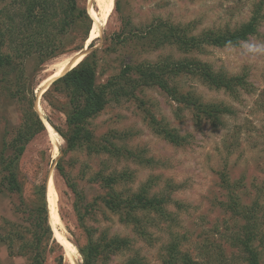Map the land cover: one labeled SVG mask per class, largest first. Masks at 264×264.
I'll list each match as a JSON object with an SVG mask.
<instances>
[{
  "label": "rangeland",
  "instance_id": "374dc122",
  "mask_svg": "<svg viewBox=\"0 0 264 264\" xmlns=\"http://www.w3.org/2000/svg\"><path fill=\"white\" fill-rule=\"evenodd\" d=\"M104 1L82 0L87 11L90 9L93 13L94 20H100L98 28L93 25L88 43L83 44L84 50L92 47L91 52H98L100 84L119 71L118 62H113L115 55L103 51V48L110 44L115 33L120 32L122 16L131 17L134 26L139 29L161 20L187 26L193 35H199L210 29L234 30L248 22L253 7L264 0H114V8L106 19ZM116 2L121 10L116 8ZM73 53L50 58L42 64L31 57L22 66L9 68L7 75H0L3 82L0 83L3 86L2 89L0 87V143L3 133L6 134L5 140L11 141L23 120L17 97L9 94L17 78H22V72L24 76L30 74L27 82L22 80L17 85L21 88L25 84L26 93L36 97L35 91L54 72L55 64ZM89 55L90 52L87 57ZM124 55L126 63L129 58H134V61L138 58L129 53ZM165 56L174 59L184 57L175 48L167 47L141 54L139 60L156 63ZM190 57L207 63L215 72L246 77L248 88L240 89L236 95L211 89L195 77L180 76L171 82L184 94L192 92L206 104L229 108L232 114L223 117L224 126L216 129L208 120H198L192 108L173 101L159 88H149L138 95L145 102L144 106L138 101L111 103L88 125L97 138L113 140L131 155L118 154L109 158L80 149L66 153L65 140L59 133L66 128V117L44 98L50 87L39 99L40 103L36 104L46 130H41L29 141L18 164L23 196L19 200V196L9 199L0 194V230H3V218H14L12 222L23 224L22 216L14 210L13 204L16 207L20 203L27 206L34 201L39 187L45 185L49 222L54 236L47 250L46 264H83L78 246L87 243L88 233L81 227L76 213L78 198L75 190L68 186L56 169L58 161L65 160L69 179L75 182L78 191L86 194V201L100 194L91 181L96 173L104 170L109 174L131 172L134 175L131 184L134 190L147 182L154 194H170L171 205L167 209L178 217L177 222L181 225L180 228L171 227L168 222H159L153 217L152 221L158 226L150 229L154 235L150 243L136 236L133 227L121 223L116 215L95 208L94 212H98H93L87 221V226L96 230L93 233L99 235L106 231L109 236L127 237L132 244L129 250L99 264H125L133 257H138L141 264H162V244L170 240L169 233L176 232L187 238L185 250L199 264H247L242 251L226 239V234L231 237L238 234L242 224L231 222L229 214L222 209L221 204L226 202L222 175L228 176L235 195L243 203L250 205L258 199L264 205V22L256 36L237 47H206L203 53L194 52ZM56 98L66 100L61 94H56ZM149 114L185 137L183 143L172 144L156 133L157 130L150 125ZM49 179L53 181L54 191L51 206ZM57 236L68 240L75 251L68 253ZM53 246L54 252H51ZM17 248L11 252L10 246L0 241V263L28 264L24 258L13 254ZM260 248L264 249V246ZM61 254L63 262L59 263Z\"/></svg>",
  "mask_w": 264,
  "mask_h": 264
},
{
  "label": "trees",
  "instance_id": "16d2710c",
  "mask_svg": "<svg viewBox=\"0 0 264 264\" xmlns=\"http://www.w3.org/2000/svg\"><path fill=\"white\" fill-rule=\"evenodd\" d=\"M116 8H119L118 2ZM122 18L120 32L115 33L110 44L103 48V51L115 55L113 62H118L119 71L100 84L98 52L93 51L65 76L54 81L44 94L52 107L65 114L66 128L59 133L65 140L66 153L80 149L109 158L118 154L131 155L113 140L97 138L88 125L90 120L101 115L111 103L138 101L144 106L145 102L138 95L149 88H159L173 101L192 108L198 120L206 119L216 129L224 126L223 117L232 114L229 108L206 104L192 92L184 94L171 85V82L177 77L189 76L199 79L211 89L224 90L232 95H236L240 89H247L245 76L215 72L210 65L191 58L190 55L194 52L203 53L206 47H237L256 36L264 22V1L253 7L248 22L234 30L210 29L199 35H193L187 26L161 20L139 29L132 23L131 17ZM93 22V13L90 9L87 11L82 0H0V75H7L9 68L22 66L31 57L37 58V62L42 64L50 58L83 50V44L86 41L88 43L91 37ZM76 42L78 45L75 46ZM167 47L175 48L184 57L174 59L172 56H165L156 63L139 60L141 54L157 52ZM125 53L138 58L135 61L134 58H129L126 63ZM22 74V78H17L18 83L30 79V74ZM9 78L14 82L12 77ZM17 82H14L9 94L17 97L16 102L20 103L23 111V120L10 142L4 138L6 134H2L0 194L9 199L19 196L20 200L23 196V183L19 179V160L29 141L41 130L45 131L46 125L36 110L37 95L29 96L25 84L18 88ZM0 83L3 84L1 79ZM56 94L63 95L66 100L57 99ZM148 117L151 118L150 125L157 130L156 133L172 144L183 143L185 137L174 132L167 123L158 121L152 115ZM56 169L68 186L75 190L78 198L76 213L81 227L88 233L87 243L78 246L83 264L106 263L113 256L132 247L131 240L127 237L109 236L106 231L96 235V230L87 226L89 218L98 212H94L95 208L116 215L121 223L133 227L136 236L150 243L154 237L150 229L158 226L152 221L153 217L159 222H168L171 227H181L177 222L178 217L167 209L171 205L170 194H154L147 182L134 190L131 186L134 175L131 172L109 174L104 170L96 173L90 180L100 190V194L91 201H86V194L78 191L75 182L72 183L69 179L65 160L58 161ZM222 185L226 191V202L221 204L223 211L229 214L231 222L242 224L238 234L232 237L226 234V239L242 251L247 264H264V249L260 248L264 246V205L258 199L250 205L243 203L235 195V189L227 175H222ZM46 191L45 185L40 186L34 201L27 206L20 203L16 207L14 203V210L22 216L23 224L12 222L14 218H3V230H0V241L10 246L11 252L18 247L13 254L24 258L28 264H46L47 250L50 241L54 240ZM169 236L170 240L162 244V264H199L185 250V236L177 232L169 233ZM51 252H54V246ZM58 260L59 263L63 262V254ZM125 264L141 263L138 257H133Z\"/></svg>",
  "mask_w": 264,
  "mask_h": 264
},
{
  "label": "bare ground",
  "instance_id": "6f19581e",
  "mask_svg": "<svg viewBox=\"0 0 264 264\" xmlns=\"http://www.w3.org/2000/svg\"><path fill=\"white\" fill-rule=\"evenodd\" d=\"M102 4H103L104 9H105L104 12H106V16H105V19H106L107 16L109 15V13L114 8L115 1L114 0H105L104 2H102ZM99 16H101V15H99ZM94 21H95L94 27L96 29V28H98L97 25H98V22H100V20L98 21V19H95ZM88 52H89L88 50L83 49L81 51L73 53L71 56L67 57L66 59H62L59 62H57V64H55V66H54V72L51 74V76H49L47 80L43 81L38 86V88L36 90L37 102L40 103V100H41L40 98L46 92V90L50 84H52L57 79L65 76V74H67L70 70L74 69L88 55ZM37 102H36V104H37ZM44 123H45V121H44ZM49 180L50 181H48L49 182L48 193H49V205L51 206L54 202V198H53V192L54 191H53V181H52V179H49ZM57 237H58V240L61 243V245L65 248V250L68 253H71L74 250L71 243L68 240L64 239L63 237H59V236H57Z\"/></svg>",
  "mask_w": 264,
  "mask_h": 264
},
{
  "label": "water",
  "instance_id": "95a60500",
  "mask_svg": "<svg viewBox=\"0 0 264 264\" xmlns=\"http://www.w3.org/2000/svg\"><path fill=\"white\" fill-rule=\"evenodd\" d=\"M92 49H94V48L91 47V48H89L88 51L91 53ZM53 83H54V82H53ZM53 83H52V84H53ZM52 84H50V85L48 86L47 90L52 86ZM47 90H46V91H47Z\"/></svg>",
  "mask_w": 264,
  "mask_h": 264
}]
</instances>
